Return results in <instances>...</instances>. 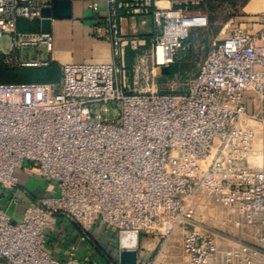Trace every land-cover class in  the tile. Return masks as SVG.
Listing matches in <instances>:
<instances>
[{
    "label": "built area",
    "instance_id": "built-area-1",
    "mask_svg": "<svg viewBox=\"0 0 264 264\" xmlns=\"http://www.w3.org/2000/svg\"><path fill=\"white\" fill-rule=\"evenodd\" d=\"M86 1L95 22L106 5L110 64L60 66L55 83L0 84V264H119L106 254L81 261L74 244L63 260L53 256L46 233L59 219L91 251L98 230L165 237L179 229L188 264H211L227 237L207 221L216 208L255 233L222 252V264H264V23L212 43L185 91L144 93L130 88L125 50L135 40L121 33L119 12L158 20L149 58L168 67L190 30L207 26L190 8L201 0L167 9L158 0ZM51 3L0 0V42L8 38L10 53L52 51L39 26ZM20 22L37 30L20 31ZM31 176L42 182L39 195L20 183Z\"/></svg>",
    "mask_w": 264,
    "mask_h": 264
},
{
    "label": "crops",
    "instance_id": "crops-1",
    "mask_svg": "<svg viewBox=\"0 0 264 264\" xmlns=\"http://www.w3.org/2000/svg\"><path fill=\"white\" fill-rule=\"evenodd\" d=\"M117 1L126 3L131 0ZM162 1L167 3L166 9L173 6L174 0H158L157 5ZM204 2L206 0H201L199 6L202 7ZM87 4L86 0H71V17L68 19H52L51 21L52 51L46 53L45 58L37 57L36 59H29V61L37 60L43 62L47 60L48 62L56 63L59 67L66 64H110V45L104 38L105 25L103 19L107 13L106 5L105 3H100V21L95 22L92 19L91 11L87 8ZM190 8L195 14L206 17L207 26L192 28L189 33L194 34L198 30L212 27L213 22L209 16V11L194 6ZM263 14L264 0H246L244 3H240L238 13L227 21L229 26H227L229 28L227 35L224 36L219 33L214 42L224 40L237 27L249 34H255L264 23ZM118 16L123 36L135 40V43L128 46L125 50V66L130 71V68L133 69L135 67L138 59L143 58L141 56L150 53L152 40L160 34L161 28L158 20L152 14L149 16H126L123 12H119ZM21 180V185L28 188L32 193L38 186H41L40 181L35 180L33 177H22ZM41 193L42 188L37 194H33L39 195ZM207 213L205 214L207 221L227 236L226 238H218L217 246L219 252L211 264H222V252L235 247L237 239L249 243L255 241L254 230L237 227L234 215L218 208L208 210ZM211 213L214 215L213 217H211ZM179 231V229H174L165 237L139 234L136 251L137 258L144 260L153 256V264H188V259L182 252V233ZM46 235L50 253L61 260L65 258L67 249L72 244L76 245L78 250L77 257L81 261L87 257L100 261L101 256L104 254L113 259L119 256V236L113 231H96L94 236L98 239V244L97 249L93 251L86 244L80 242L79 232L62 219L57 220L54 228L48 231ZM176 248H179L180 251H176Z\"/></svg>",
    "mask_w": 264,
    "mask_h": 264
},
{
    "label": "rangeland",
    "instance_id": "rangeland-1",
    "mask_svg": "<svg viewBox=\"0 0 264 264\" xmlns=\"http://www.w3.org/2000/svg\"><path fill=\"white\" fill-rule=\"evenodd\" d=\"M245 1L246 0H206L202 7L194 6L209 11V16L212 18L213 22L212 27L198 30L194 34H188V37L183 41V49H178L175 52L172 63L168 66L167 74H162L160 68L156 66L154 68L152 67L149 54L141 56L143 57H140L142 60L138 59V62L135 63V67L133 69L130 68V88L134 89L136 92L144 93L185 91L188 83L197 73L206 52L214 40L217 39L216 37L219 33L224 36L227 35L229 31V26L227 24L228 19L238 13L240 3H244ZM35 25L37 26L38 24L35 23ZM0 43V61L3 60V62L9 66H20V63L38 62L37 60L29 61V59H36L37 57L45 58L46 55L44 49H40L39 53H36L33 49H25L20 53H10L7 37H4ZM31 177L41 181L35 176ZM40 185L41 186H38L33 191L34 194H37L41 190L42 182H40ZM1 204L4 205L5 202H1ZM213 216L212 214L211 217ZM143 235L146 234L143 233ZM176 251L179 252V248H176ZM152 257L153 256L144 260L153 264L154 259Z\"/></svg>",
    "mask_w": 264,
    "mask_h": 264
},
{
    "label": "trees",
    "instance_id": "trees-1",
    "mask_svg": "<svg viewBox=\"0 0 264 264\" xmlns=\"http://www.w3.org/2000/svg\"><path fill=\"white\" fill-rule=\"evenodd\" d=\"M20 31H36L35 23L20 22L18 24ZM60 79V67L49 62L46 66L24 67L9 66L0 61V84H18V83H55Z\"/></svg>",
    "mask_w": 264,
    "mask_h": 264
},
{
    "label": "water",
    "instance_id": "water-1",
    "mask_svg": "<svg viewBox=\"0 0 264 264\" xmlns=\"http://www.w3.org/2000/svg\"><path fill=\"white\" fill-rule=\"evenodd\" d=\"M42 20L40 21V31L42 33L51 32L52 19H68L71 17V0H52L51 7L41 10ZM162 74L168 73V67H161ZM131 241L123 244V240ZM119 246L121 252L118 257L119 264H136L138 235L136 233H120Z\"/></svg>",
    "mask_w": 264,
    "mask_h": 264
},
{
    "label": "bare ground",
    "instance_id": "bare-ground-1",
    "mask_svg": "<svg viewBox=\"0 0 264 264\" xmlns=\"http://www.w3.org/2000/svg\"><path fill=\"white\" fill-rule=\"evenodd\" d=\"M158 6L160 8H166L167 7V3L162 1V2L159 3ZM157 54H158V61L159 62H162L166 58H168V55L166 56V52L164 51V49L161 46L158 47V53ZM165 56H166V58H165ZM130 242H131L130 240L129 241H125V239L123 240V244L130 243Z\"/></svg>",
    "mask_w": 264,
    "mask_h": 264
}]
</instances>
